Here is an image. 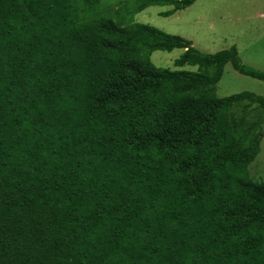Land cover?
Listing matches in <instances>:
<instances>
[{"label":"trees","instance_id":"16d2710c","mask_svg":"<svg viewBox=\"0 0 264 264\" xmlns=\"http://www.w3.org/2000/svg\"><path fill=\"white\" fill-rule=\"evenodd\" d=\"M194 1L0 0V264H264V72L132 19Z\"/></svg>","mask_w":264,"mask_h":264},{"label":"rangeland","instance_id":"374dc122","mask_svg":"<svg viewBox=\"0 0 264 264\" xmlns=\"http://www.w3.org/2000/svg\"><path fill=\"white\" fill-rule=\"evenodd\" d=\"M137 0H100L101 6L120 10L128 17ZM172 6L152 5L132 15L135 22L153 26L165 33L178 35L191 42L204 53L235 47L241 62L264 72V0H195L194 3L170 16L161 13ZM182 49L154 51L150 60L156 67L170 70L197 71L196 66L174 65ZM252 92L264 96V82L241 75L226 64L215 86L218 97L240 92ZM249 177L255 182L264 181V134L259 152L248 166Z\"/></svg>","mask_w":264,"mask_h":264}]
</instances>
